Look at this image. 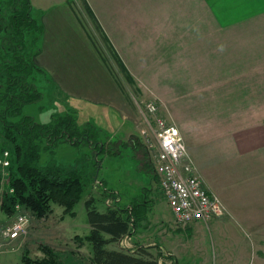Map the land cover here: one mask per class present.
<instances>
[{"label": "crops", "instance_id": "0c3cea01", "mask_svg": "<svg viewBox=\"0 0 264 264\" xmlns=\"http://www.w3.org/2000/svg\"><path fill=\"white\" fill-rule=\"evenodd\" d=\"M31 4L44 28L36 62L59 95L102 106L125 119L121 113L138 106L125 92L119 59L145 102L156 103L159 114H171L185 143L192 133L202 149L207 144L212 153H223L220 159H227L230 175L244 174L235 172L241 161L246 165L258 157L264 162V0ZM187 149L198 174L207 177L215 160L212 167L205 166L191 142ZM247 169L264 175V165ZM203 180L227 209L242 207L233 201L230 205ZM258 183L251 198L264 207V177Z\"/></svg>", "mask_w": 264, "mask_h": 264}, {"label": "rangeland", "instance_id": "374dc122", "mask_svg": "<svg viewBox=\"0 0 264 264\" xmlns=\"http://www.w3.org/2000/svg\"><path fill=\"white\" fill-rule=\"evenodd\" d=\"M75 1L80 3V0ZM119 66L125 92L138 106L134 112L121 113L125 117L123 120L120 114L102 106L59 95L50 80L37 75L36 83L43 93V100L24 106L23 113L38 123L50 121L54 114H72L79 126H91L86 128L88 134L98 138V145H105L106 152L96 153L95 147L85 143L74 146L65 142L41 152V166L59 164L84 174L87 184L82 199L73 209L74 215L63 206L53 204L52 211L44 218H38L22 205H17L15 214L8 216L1 209L0 193V264H22L26 253L33 260L43 259L48 249L57 257V264H94L91 244L75 239L76 236L85 238L90 232L85 207L89 199H94L97 209L102 212L112 206L130 209L129 205L135 201L147 207L146 216L134 227L132 234L110 243L108 248L111 250L134 252L143 247L152 252L160 264H264V207L253 203L251 198L258 188V179L264 175H252L247 169L263 167L264 162L258 157L246 165L241 161L235 172L243 170L244 174L230 175L227 159H220L223 153H212L207 144L205 151L197 142L200 138L192 133L188 135L187 146L191 142L201 163L210 167L215 163L207 177H200L208 179V187L227 197L230 205L233 201L234 205L242 207L226 208L222 218L213 219L208 225H177L154 174L153 158L159 150L158 127L155 118L147 112V105L154 102H145L147 97L140 96L133 81L127 79ZM159 116L175 125L170 113L162 111ZM220 165L224 166L223 172L219 170ZM0 174L4 191L12 193L8 187L10 171L0 169ZM21 213L29 219L27 233L10 241L4 237V230Z\"/></svg>", "mask_w": 264, "mask_h": 264}, {"label": "trees", "instance_id": "16d2710c", "mask_svg": "<svg viewBox=\"0 0 264 264\" xmlns=\"http://www.w3.org/2000/svg\"><path fill=\"white\" fill-rule=\"evenodd\" d=\"M43 31L40 20L33 15L31 0H0V156L5 151L10 153L8 187L13 190L4 191L0 174V193L1 209L8 216L15 214L17 205L27 207L38 218L46 217L53 204L75 214L73 209L82 199L87 184L85 176L77 169L59 164L41 166L43 150L65 142L74 146L85 143L95 147L96 153L106 152L105 145H98V138L88 134L86 128L91 126H79L72 114H54L50 121L38 123L23 113L24 106L43 100L36 83L37 75L43 76L44 72L36 64ZM118 63L127 73L119 59ZM127 77L133 81L128 73ZM129 206L130 209L112 206L102 212L94 199L85 202L91 229L85 238L75 239L91 244L94 264H160L143 247L134 252L108 248L110 243L131 235L146 216V205L135 201ZM45 252V258L36 260L26 253L22 264L58 263L52 251Z\"/></svg>", "mask_w": 264, "mask_h": 264}, {"label": "built area", "instance_id": "2783aa9c", "mask_svg": "<svg viewBox=\"0 0 264 264\" xmlns=\"http://www.w3.org/2000/svg\"><path fill=\"white\" fill-rule=\"evenodd\" d=\"M147 112L155 118L158 127L159 150L153 158L154 173L176 224L186 227L222 218L227 212L226 207L218 195L209 191L198 174L180 130L159 117L155 103L147 105ZM10 165V153L5 151L0 156V169L8 170ZM28 225L26 215H16L3 235L15 241L26 235Z\"/></svg>", "mask_w": 264, "mask_h": 264}]
</instances>
